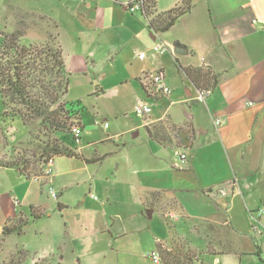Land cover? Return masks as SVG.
<instances>
[{"label":"rangeland","instance_id":"1","mask_svg":"<svg viewBox=\"0 0 264 264\" xmlns=\"http://www.w3.org/2000/svg\"><path fill=\"white\" fill-rule=\"evenodd\" d=\"M117 9L112 0H0V30L11 33L21 26L25 27L24 45H60L68 80L65 101L82 104L80 150L91 161L54 157L51 177L56 178L51 186L57 194L58 188L66 186L62 200L66 211L57 215L53 209L50 217L27 228L22 236L13 234L4 241L1 237L0 264H57L53 258L36 259L21 252L23 246H38L39 237L44 245L46 239L53 238V246L59 242L63 264H154L148 258L156 250L154 241L172 240L171 228L179 222L169 226L166 214L146 209L142 203L143 195L152 192L153 181L163 176L158 170L163 149L148 138L144 125L148 119L136 118L134 111L137 100L150 106L151 119L168 108L172 116H180L181 106H171L166 96L154 101L129 81L139 63L151 60L156 64L162 58L165 81H175L172 93L181 96L176 55L174 51L156 53L154 46L165 42L161 35L153 40L138 13ZM111 17L112 23L105 25ZM100 90L104 95L97 93ZM54 136L38 122L24 126L18 116L6 114L0 97V160L29 161L33 174H39L40 153ZM170 156L175 159L173 152ZM95 158L103 159L92 161ZM42 198L44 203L53 201L44 192ZM110 219H119L125 237L115 238L111 229L102 236L98 221L104 224ZM179 226L184 234L189 233L183 223ZM111 248L120 253L116 255ZM71 249L79 257H72ZM226 260L220 258L221 263ZM201 261L200 257L196 264Z\"/></svg>","mask_w":264,"mask_h":264},{"label":"crops","instance_id":"2","mask_svg":"<svg viewBox=\"0 0 264 264\" xmlns=\"http://www.w3.org/2000/svg\"><path fill=\"white\" fill-rule=\"evenodd\" d=\"M112 1L117 10L128 11L126 5L130 0ZM181 1L157 0L156 12H166ZM191 3L192 8L168 32L160 34L165 40L161 43L169 46L167 53L174 51L175 43L186 49L187 54L176 56L174 64L177 62L181 68L208 69L219 78L210 97L205 103H199L195 100L198 90L177 71L183 94L171 93L166 97L171 106H181V115L172 116L168 108L164 114L150 117L144 124L148 128L159 123L164 127L187 124L193 138L186 170L175 168L174 144H158L163 149L158 157L161 161L158 170L163 176L154 178V185L150 186L152 192L143 195L142 203L149 209L145 199L151 193H159L151 209L162 212L164 217L168 213L175 215L174 211L179 214L177 220L169 223L166 218L169 226L179 222L171 228L172 240L163 243L157 238L155 247L156 242H160L170 249L174 239H187L203 254L199 264H220V258L227 259L221 264H264V215L261 214L264 210V0H191ZM112 20V17L105 20V25ZM57 37L58 34L56 40ZM148 69L165 73L164 59L156 64L151 60L139 63L129 83L134 81L141 87L139 77ZM174 82L167 84L172 92ZM101 94L104 95L103 91ZM161 97L152 98L158 101ZM216 121L220 122L219 126H215ZM36 175L25 177L14 169L0 167L1 230L8 221L29 218L31 209L44 216L32 221L27 228L50 217L53 209L57 215L66 211L62 203L66 186L58 188L61 191L57 199H52ZM52 178L56 177H51L50 184ZM231 183H235L236 188L233 189ZM221 187L228 191L227 196L219 195ZM42 190L52 203H44ZM14 201L18 202L17 206ZM98 222L102 236L107 235V229L115 223L112 219L104 224L101 220ZM182 223L188 228V234L179 229ZM121 228L122 233H116L115 238L125 237L122 224ZM9 236L0 235V238L4 241ZM53 245V238L46 239L44 245L39 237L38 246H23L22 250L36 259L53 258L57 264H63L65 257L59 242ZM109 250L116 255L120 253L119 249ZM71 256L79 257L76 249H71ZM211 259L215 262H209Z\"/></svg>","mask_w":264,"mask_h":264},{"label":"trees","instance_id":"3","mask_svg":"<svg viewBox=\"0 0 264 264\" xmlns=\"http://www.w3.org/2000/svg\"><path fill=\"white\" fill-rule=\"evenodd\" d=\"M156 4L157 0H142V10L138 13L153 35L168 32L175 22L193 6L191 0H182L178 6L166 12L157 13ZM24 28L20 26L11 33L0 30V97L5 113L18 116L24 126L38 122L41 127L48 128L51 134L55 135L53 141L46 142L40 153L42 161L39 170L42 169L43 159L59 156L90 163V160L80 155H73L66 149V145L69 144L70 120L76 116V108L80 111L83 108L79 101H65L68 80L61 49L49 43L24 45L21 42ZM175 64L177 71L198 91H212L217 85L219 76L208 69L181 68L177 62ZM145 130L149 139L160 145H173L175 139L188 142L189 148L192 144V140L189 141L183 131L174 135L161 123L152 128L146 126ZM102 159L95 158L92 161L101 162ZM30 165L29 161L0 160L1 168L14 169L25 177L34 173V168H30ZM159 197V193H151L149 198L145 199L149 209ZM43 216L36 209H31L29 218L8 221L2 228V236L12 234L22 236L32 221L41 219ZM171 245L172 248L167 249L156 242V250L161 254L162 264H196L203 256L191 246L187 239L176 238ZM21 252L28 254L23 250Z\"/></svg>","mask_w":264,"mask_h":264},{"label":"built area","instance_id":"4","mask_svg":"<svg viewBox=\"0 0 264 264\" xmlns=\"http://www.w3.org/2000/svg\"><path fill=\"white\" fill-rule=\"evenodd\" d=\"M126 8L131 13H140L142 10V0H131L130 4L126 5ZM153 50L159 55L166 54L169 51V46L165 43H161L155 45ZM143 56L139 55V59H142ZM139 83L145 93H147L151 97L158 96H169L172 93V88L169 87L165 81L164 73L155 69L152 71L144 72L139 77ZM211 90L207 91H198L195 100L199 103H205L206 100L211 95ZM68 108V107H67ZM76 116L70 120V126L68 130V138L69 144L66 145V149L73 155H80V135L82 132V126L80 124L79 113L80 109L76 108ZM82 111V110H81ZM150 114V106L137 100L136 108L134 111V116L138 119L146 120L149 119ZM215 126H219L220 122L216 121ZM107 127V124H104V128ZM168 131L172 134H178L179 131H183L185 133L186 138L191 141L193 138L192 129L189 125L185 124L182 126L176 125H167ZM175 155H176V164L175 168L179 170H186L189 168V144L185 141H176L174 143ZM53 157L45 158L42 162V169L39 174L35 176L41 180L42 185L47 188V192L52 199H57V192L52 188L50 184V179L52 176V165H53ZM231 187L236 188L235 183H231ZM218 193L221 196H227L228 191L225 188H219ZM96 199V198H95ZM15 206L18 205L17 201H14ZM261 214L264 215V210L261 211ZM166 218L169 220L168 222H172L177 220V216L171 213L166 215ZM160 243V242H158ZM154 264H162L161 254L158 250H154L148 257Z\"/></svg>","mask_w":264,"mask_h":264},{"label":"water","instance_id":"5","mask_svg":"<svg viewBox=\"0 0 264 264\" xmlns=\"http://www.w3.org/2000/svg\"><path fill=\"white\" fill-rule=\"evenodd\" d=\"M151 38L153 40H155V36L151 35ZM174 54L176 56H183V55H186L187 54V51L184 47H182L179 43H175L174 44ZM148 213L151 214V211L148 210ZM111 229L115 232V233H122V228H121V224L119 222V219H116L115 223L112 225Z\"/></svg>","mask_w":264,"mask_h":264}]
</instances>
